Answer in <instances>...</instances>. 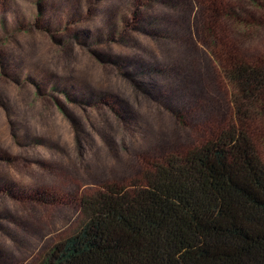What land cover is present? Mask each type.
I'll use <instances>...</instances> for the list:
<instances>
[{
  "label": "rangeland",
  "instance_id": "obj_1",
  "mask_svg": "<svg viewBox=\"0 0 264 264\" xmlns=\"http://www.w3.org/2000/svg\"><path fill=\"white\" fill-rule=\"evenodd\" d=\"M198 12L0 0V264H41L78 229L82 198L140 181L146 160L201 143L233 109ZM246 46L264 49V28Z\"/></svg>",
  "mask_w": 264,
  "mask_h": 264
},
{
  "label": "trees",
  "instance_id": "obj_2",
  "mask_svg": "<svg viewBox=\"0 0 264 264\" xmlns=\"http://www.w3.org/2000/svg\"><path fill=\"white\" fill-rule=\"evenodd\" d=\"M195 2L233 109L140 181L82 198L78 229L41 264H264V49L246 46L264 0Z\"/></svg>",
  "mask_w": 264,
  "mask_h": 264
}]
</instances>
